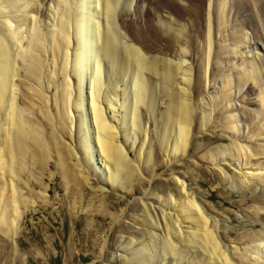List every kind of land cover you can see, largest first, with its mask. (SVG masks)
<instances>
[{
	"label": "bare ground",
	"instance_id": "1",
	"mask_svg": "<svg viewBox=\"0 0 264 264\" xmlns=\"http://www.w3.org/2000/svg\"><path fill=\"white\" fill-rule=\"evenodd\" d=\"M17 1H0V14L3 17L0 18V227L7 236L21 214L15 186L19 173L25 170L27 159L32 164L40 165L39 162L46 158L50 147L42 141L47 136H53L56 141L53 147L60 152L62 146L56 130L73 125L79 131L88 113L90 130L94 134L91 137L98 146L95 149L100 156L99 161L98 158L95 160L96 164L107 167V182L130 190L131 180H137L138 184L144 181L138 177L139 170L143 168L151 173L158 167L156 158L160 151L168 154L171 160L175 159L184 155L194 138L200 135L196 133L207 123L211 111L203 106V100L199 102L204 97L203 87L206 86L208 73L215 68L216 73L223 72L227 67L218 68V59L231 60L233 57L222 56L221 53L224 50L229 53L234 51L220 45L212 55L206 52L204 58L203 52L207 45H211V36L199 42L197 39L203 33L204 23L205 32L214 33L215 30L209 21L212 13L208 8H200L197 0H72L73 6L62 0H53L55 11L50 26L44 20L40 21L41 0H34L33 3L32 0H25L22 4L21 0L16 4ZM49 1L51 6L52 0ZM214 1L221 12L228 8L232 10L231 7L236 5L235 14L228 12L229 18L241 17L237 26L248 28L252 41L261 45V50L257 49L261 52H258L260 63L253 58L247 60L242 70L236 71V81L231 80L228 74L224 76L223 87L229 89L232 83L239 87L240 81L242 87L249 78L254 87L249 86L247 92L252 91L253 95L260 89L263 100L261 66L264 68V43L262 45L260 42H264V24L259 26L254 19L264 21V5L259 15L253 13L251 8L255 0H231L228 5L227 0ZM43 2L46 4L47 1ZM204 2L210 4V0ZM11 9L21 13L16 11L15 15L12 11L11 14ZM35 11L36 15H33ZM64 11L67 12L62 15ZM38 25L44 30L39 31ZM56 39L59 44H55ZM227 39L234 46L241 36L238 31H232ZM254 48V45H246L244 51L250 53ZM48 55L51 59L46 57ZM181 55L187 59L178 60ZM212 56L215 62L210 59ZM205 60L206 63H202ZM48 65L55 70L48 72L47 77L48 80H56L53 102L45 92V84H41ZM23 74L22 79L18 77ZM59 81L61 86L58 85ZM85 81L87 112L83 109L81 92L84 86L79 85V82L83 85ZM18 83L26 84L27 89L21 91ZM69 96L72 98L69 99ZM74 98L76 101L73 102ZM194 100L199 102L198 110L192 105ZM23 104L31 110V115L25 113ZM120 108L123 114L114 122L108 114L119 112ZM48 109L55 111L49 112ZM71 110L73 116L82 110V120L69 119ZM242 113V121L252 129L249 131H256L250 136L264 134L261 129L264 126V103L258 105L252 98L246 102ZM46 117L53 125L48 129L44 128L47 121L50 122ZM257 123L262 127L253 129ZM118 136L121 144L122 141H130L127 149L118 142ZM81 143L84 158L91 161L93 154L88 153L91 150L90 142L86 139ZM199 146L197 142L194 148L200 149ZM246 146L239 144L233 147L234 157H244L245 163L250 160ZM132 148L135 149L133 159L128 157ZM250 149L264 154V143ZM60 154L61 161L66 153ZM145 198L149 199L145 202V210L150 211V191ZM190 199L186 193L174 207L187 214L185 218L196 224V230L180 234L175 221L165 213V228H161H164L165 234L149 231L150 242L129 251L124 263L237 264L222 247L224 229L221 234L214 231L210 227L211 219ZM149 217L152 227H161L157 216L149 214ZM252 237L249 234L247 238L253 241L262 239L264 233L259 232ZM131 242L133 240L129 244ZM129 248L130 245H127L125 250Z\"/></svg>",
	"mask_w": 264,
	"mask_h": 264
},
{
	"label": "rangeland",
	"instance_id": "2",
	"mask_svg": "<svg viewBox=\"0 0 264 264\" xmlns=\"http://www.w3.org/2000/svg\"><path fill=\"white\" fill-rule=\"evenodd\" d=\"M46 1L44 4L41 0L39 5L42 11L38 14L40 21L44 20L46 25L50 26L55 4L52 0L49 6L50 1ZM227 1L228 5L231 0ZM24 2L25 0H21V4ZM62 2L71 3L73 6L72 0H62ZM197 2L200 8H208V11L212 13L209 15V21L211 28L215 30L214 33L205 32L206 24L204 23L203 33L197 39L199 42L211 36V45H207L206 51L203 52L204 58L207 54L212 55L216 52L220 45H223L225 49L233 48L234 50L230 53L222 50V56L233 57L231 60L218 59V68L219 66L223 69L227 67L223 72L216 73L215 68L208 73L206 86L203 87L204 97L199 102L203 100V106L207 111H211L207 123H204L202 130L196 133L200 135L194 138L193 144L180 157L171 160L168 154L160 151L156 158L158 167L151 173L144 171L143 168L139 170L137 174L144 180L143 184H138L137 180H131V189L127 190L116 183L107 182V167H104V164L100 166L96 164L95 160L98 158L99 161L100 156L95 149L98 146L91 137L94 134L90 130L91 122L88 113L84 116V126L82 125L79 131L73 125L67 126L65 130H56L62 146L61 151L58 152V149L53 147L56 142L53 136H47L42 141L50 147L46 158L39 162L40 165L32 164V161L27 159V169L19 173V180L15 185L17 196L20 198L17 202L21 211L19 224H16L9 236L4 234V230L1 231L0 227V264H125L124 258L129 255V251L150 242L149 231L158 235L165 234L163 221L165 213H168L175 221V227L180 234L196 230V224L185 218L186 213L174 207L186 193L187 197L196 202L197 208L199 207L203 214L211 219L210 227L214 231L221 234L224 229L222 247L237 264H264V237L250 240L256 233H264V154H258L250 149L251 146L264 143V134L250 136L256 131H249L250 125L242 121V111L246 102L254 98L256 104L261 105L264 99L260 98L262 95L260 89L253 95L252 91L247 92L249 86L254 87L249 78L242 87V81L239 82V87L233 86V83L229 89L223 87L224 76L228 74L231 80L236 81V71L242 70L247 60L253 58L260 63L257 49L261 50V45L252 41L251 31L248 28L237 26L242 20L241 17L229 18L228 12L232 11L235 14L236 5L231 7L232 10L228 8L221 12L213 3L214 0H210V4L204 0H197ZM56 4L60 5V2L56 1ZM263 5L264 0H255L251 6L253 13L261 15ZM64 6L67 5L64 4ZM12 11L16 15L17 10L11 9L10 13ZM25 12L24 10L23 13ZM17 13L21 12L17 11ZM32 14L36 15V11ZM0 18H3L2 15ZM254 22L259 26L264 24L263 20L255 21L254 19ZM12 24L14 25L15 22ZM38 30L43 31L44 28L38 25ZM232 31H238L241 36L240 41L234 46L227 39ZM126 42L128 41L121 43ZM59 43L56 39L55 44ZM260 43L263 45L264 42ZM246 45L249 47L254 45L255 48L250 53H246L244 51ZM181 56L178 60L187 59L184 55ZM46 57L51 59L50 55ZM210 59L213 62L216 61L214 56ZM206 60L202 63L205 64ZM261 68L263 74L261 82L264 86V68L263 66ZM52 70L54 69L51 65L44 69L46 76L41 83L45 84L44 89L50 102H53L56 84L55 79H47L48 72ZM18 77L22 79L24 74ZM148 78L150 81V77ZM17 85L22 88L21 91L27 89L24 83ZM58 85H62L61 81ZM73 85L74 82L71 87ZM79 85L84 86L81 92L84 98L83 109L87 112L86 81L83 85L79 82ZM56 95L60 97L59 94L56 93ZM71 98L69 96V99ZM74 101H76L75 98ZM186 101L190 102L189 99ZM199 102L197 100L192 102V105L196 106L195 110H198ZM23 107L25 113L30 114L31 110L24 104ZM249 107L253 108V106ZM45 114L48 115V112ZM122 114L120 108L119 112H109L108 115L116 122ZM68 116L73 121L77 118L82 120V110L78 111L76 116H73L71 110ZM46 119L50 121L47 117ZM47 123L45 129L53 126L51 121ZM259 126L257 123L253 129ZM261 129L264 131V126ZM86 139L91 144V150L88 152L93 154L91 161L84 158L85 153L81 147L83 144L81 142ZM118 142H121L119 136ZM129 142L122 141L124 149H127ZM197 142L200 143V149L194 148ZM239 144L247 145V155L250 160L246 163L244 157L240 159L234 157L233 147H238ZM62 153L66 155L60 161L59 154L62 155ZM132 153H135L134 148L128 155L131 159L134 158ZM253 153L256 154L252 155ZM148 191L151 192L150 211L145 210V202L149 201L145 198ZM149 214L157 216L161 227L151 226ZM163 226L164 228L161 229ZM249 234L250 238H247ZM131 240L133 242L129 244ZM127 245H130V248L125 250ZM176 245L179 246L180 243L177 242Z\"/></svg>",
	"mask_w": 264,
	"mask_h": 264
}]
</instances>
